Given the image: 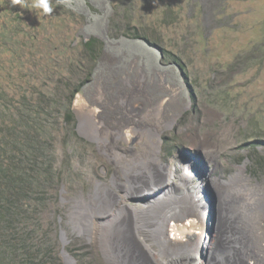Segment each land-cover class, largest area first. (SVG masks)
Returning a JSON list of instances; mask_svg holds the SVG:
<instances>
[{
    "label": "rangeland",
    "instance_id": "rangeland-1",
    "mask_svg": "<svg viewBox=\"0 0 264 264\" xmlns=\"http://www.w3.org/2000/svg\"><path fill=\"white\" fill-rule=\"evenodd\" d=\"M66 1L70 5L75 2L82 8H86L88 2L96 8L84 9L88 14L90 31L78 33L72 39V46L76 48L72 54L84 66L79 73L75 70L73 73L81 79L84 72L99 63V59L92 60L82 47L92 39L97 41L96 46L103 45L104 56L100 60V72L73 101L72 131L71 125L64 121L65 114L52 111L51 118L44 124L46 132L37 140L30 136L27 139L33 140L25 143L37 149L34 157L30 152H24L27 154L24 155L27 171L45 185L42 194L32 198L40 197L58 210L54 224L44 221L40 241L36 242L48 252L50 248H56L52 232L56 226L60 261H51V264H65L60 256L61 231H65L68 237L64 251L76 264H118L108 257L101 243L97 232L99 220L95 222V232L90 237L72 231L71 215L76 202L81 197L88 199L96 182L108 185L118 173L115 165L103 157L98 146L79 128V113L76 111L79 101L89 105L97 88H100L111 104L114 96L131 90L140 96L134 103L143 113L150 107L149 103L153 104L155 90L157 97H161L158 86L163 75L167 85L180 89L179 102L182 103L179 104L183 105L180 106L182 111L170 116L172 121L175 120L172 128L161 135L162 156L169 164V171L175 172L170 164L178 167L187 165L183 158V150H186L188 162L198 158L196 163L207 162L208 165L209 159L214 157L215 162L208 165L207 173H214L224 180L236 172V167L248 161V173L262 183L264 173L255 176L252 169L258 161L264 162V0H182V3L161 6L160 9H140L137 18L131 21L132 12L120 9L118 28L111 29L105 9H97L98 1ZM199 24L203 36L200 43L195 35ZM118 31L120 36L116 37ZM143 75L149 82L145 85L152 83V86L142 90L138 79ZM96 106L107 109L104 104ZM113 113L109 118L120 117L119 112ZM137 114L133 113L134 119H137ZM54 119L59 121L58 127H54ZM196 136H208V147L211 145L212 148L207 147L201 151L203 154H198L194 141ZM124 148V145L118 147L122 152ZM132 148L138 149L139 145ZM194 174L198 180L199 172L194 171ZM59 175L62 183L56 191ZM197 180L194 186L208 191L207 199L211 202L213 197L217 198L218 206L217 191L211 187L208 189L207 183ZM137 202L140 201L134 199L128 203ZM38 212L43 216V211ZM214 232L216 236V228ZM137 255L142 257L140 253ZM44 261L49 262L50 259L44 257ZM153 261L158 263L155 259ZM198 263L204 264L197 255L194 264Z\"/></svg>",
    "mask_w": 264,
    "mask_h": 264
},
{
    "label": "bare ground",
    "instance_id": "bare-ground-1",
    "mask_svg": "<svg viewBox=\"0 0 264 264\" xmlns=\"http://www.w3.org/2000/svg\"><path fill=\"white\" fill-rule=\"evenodd\" d=\"M138 80L142 90L152 86L145 85V75ZM159 82L161 97L155 90L153 104L149 103L143 113L134 103L140 96L131 90L114 96L111 104L100 88L89 105L79 101L76 111L81 131L118 173L108 185L96 182L88 199L81 197L76 202L71 215L72 231L90 237L99 220L101 243L108 257L118 264H141L137 254L142 251L135 243L153 264V259L159 264H194L197 255L204 264H264V181L258 183L250 176L248 161L236 167L228 180L217 178L214 173L209 175L208 165L214 164L215 158L209 159L208 165L196 163L198 158L188 162L186 150L183 158L187 165L178 167L172 162L175 172L169 171L162 156L161 135L172 128L175 120L170 116L182 111L183 105L179 102L180 89L167 85L163 75ZM103 104L107 109L96 106ZM115 111L120 117L109 118ZM135 112L137 119L133 117ZM194 139L197 153L203 154L201 151L207 150L209 144L208 136ZM135 144L138 149L132 148ZM122 145L123 152L118 149ZM194 171L219 196L218 218L207 236L209 202L213 205L206 190L194 186ZM134 199L140 202L128 203ZM63 233L66 245L68 237ZM224 238L228 249L220 247Z\"/></svg>",
    "mask_w": 264,
    "mask_h": 264
},
{
    "label": "trees",
    "instance_id": "trees-1",
    "mask_svg": "<svg viewBox=\"0 0 264 264\" xmlns=\"http://www.w3.org/2000/svg\"><path fill=\"white\" fill-rule=\"evenodd\" d=\"M96 1L97 9H105V15L109 16L110 29L118 28L120 9L132 12L131 21L137 18L140 9H160L182 3V0ZM25 3L31 5L32 0H25ZM50 4L53 12L44 14L42 9L22 7L13 0H0V264L60 261L56 226L52 232L57 249L50 248L48 252L36 242L40 241L44 221L54 224L58 210L40 197L32 198L42 194L45 185L27 171L24 152L34 157L37 149L25 143L33 140L27 139L30 136L37 140L46 132L44 124L51 118L52 111L65 114L64 121L71 125L72 131L73 101L100 72V60L104 56L103 45L96 46L94 39L82 45L91 59H99V63L78 79L73 72L79 73L84 66L72 54L76 51L72 39L78 33L90 31L84 9L96 8L92 3L87 2L86 8H82L66 0H50ZM119 34L120 31L115 36ZM195 35L200 43L203 38L200 24ZM53 122L54 127L60 125L57 119ZM252 173L255 176L263 174L264 162L258 161ZM61 183L59 175L56 191ZM39 210L44 212L43 216ZM44 257L50 261L45 262Z\"/></svg>",
    "mask_w": 264,
    "mask_h": 264
},
{
    "label": "water",
    "instance_id": "water-1",
    "mask_svg": "<svg viewBox=\"0 0 264 264\" xmlns=\"http://www.w3.org/2000/svg\"><path fill=\"white\" fill-rule=\"evenodd\" d=\"M79 128H81V120L79 119ZM211 191V190H210ZM206 193L208 194V191H206ZM212 205H213V208L209 202V207H210V210H209V217H208V220H209V225H208V228L205 232V236H207V234L209 232L212 233V231H209V229H213V225H215L216 223V219L218 218V212H217V201H216V198L213 197L212 198ZM210 233V234H211ZM60 242L62 244V250H61V253H60V256L62 257L63 261L65 264H73V262L70 260V258L67 256V253L64 251V245H65V236H64V233L63 231L60 232ZM204 245V244H203ZM220 247L223 248V249H228V246H227V242L225 241V238L223 240H221L220 242ZM135 246L140 249L142 252H141V255L142 257L140 256L139 257V261L141 264H153L151 262V260L149 259V257L146 255V253L144 252L143 248L140 246L139 247V244L138 243H135ZM238 262V261H237Z\"/></svg>",
    "mask_w": 264,
    "mask_h": 264
},
{
    "label": "clouds",
    "instance_id": "clouds-1",
    "mask_svg": "<svg viewBox=\"0 0 264 264\" xmlns=\"http://www.w3.org/2000/svg\"><path fill=\"white\" fill-rule=\"evenodd\" d=\"M16 5H21L22 7H31L36 9H42L44 14H51L53 12V7L50 4V0H32L31 5L25 3V0H13Z\"/></svg>",
    "mask_w": 264,
    "mask_h": 264
}]
</instances>
